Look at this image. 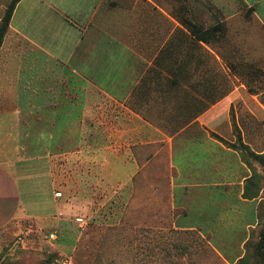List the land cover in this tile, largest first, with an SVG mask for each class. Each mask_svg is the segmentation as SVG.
I'll return each mask as SVG.
<instances>
[{
	"label": "crops",
	"instance_id": "1",
	"mask_svg": "<svg viewBox=\"0 0 264 264\" xmlns=\"http://www.w3.org/2000/svg\"><path fill=\"white\" fill-rule=\"evenodd\" d=\"M243 7L264 11V0H20L1 46L0 97H42L45 117L89 114L92 146L105 130L107 171L115 169L108 152L121 148L123 185L141 177V162L150 160L140 147L153 146L152 160L169 164L173 206L213 220L228 199L218 186L243 189L252 175L241 154L213 133L230 140L236 121L252 151L264 145L256 87L242 81L236 61L210 40L226 26L232 32L249 27ZM256 16L264 22L260 12ZM21 35L27 41L19 57ZM29 100L25 107H34ZM100 112L107 115L105 126L98 123ZM57 123L62 120H45L47 128ZM23 188L16 167L1 162L0 229L39 217L25 204ZM241 210L227 208L228 224H243L252 214Z\"/></svg>",
	"mask_w": 264,
	"mask_h": 264
},
{
	"label": "rangeland",
	"instance_id": "2",
	"mask_svg": "<svg viewBox=\"0 0 264 264\" xmlns=\"http://www.w3.org/2000/svg\"><path fill=\"white\" fill-rule=\"evenodd\" d=\"M11 1L0 0V23ZM257 12L264 21V11L243 7L241 18L251 25L234 32L226 26L220 36L211 32L210 40L212 47L220 46V54L236 61L234 70L256 87L264 106V22ZM26 41L19 36V57ZM17 98L0 97V161L16 167L23 200L39 217L17 218L0 229V264H264V145L259 153L252 151L236 121L231 141L222 142L241 154L252 175L243 189L218 186L228 199L215 208L217 218L209 220L190 207L173 206L171 170L168 163L152 160L153 146L140 147L150 160L141 162V177L136 174L123 185L121 148L108 152L115 169L107 171L105 130H98L99 144L92 146L89 114L49 115L62 124L47 128L45 99ZM26 100L34 107L26 108ZM106 120V113H98L100 125ZM243 198L253 201L246 204ZM231 205L242 207L243 216L249 209L252 214L243 224H228Z\"/></svg>",
	"mask_w": 264,
	"mask_h": 264
},
{
	"label": "trees",
	"instance_id": "3",
	"mask_svg": "<svg viewBox=\"0 0 264 264\" xmlns=\"http://www.w3.org/2000/svg\"><path fill=\"white\" fill-rule=\"evenodd\" d=\"M20 0H12L10 2V4L8 5L5 15L3 16L1 23H0V46L2 44L3 38L9 28V24H10V20L14 11V8L16 6V4L19 2ZM199 38H203L206 39V36L203 35H199ZM214 136H216L217 138L222 139L221 137H219L218 135H216L215 133H213ZM223 140V139H222ZM263 239H264V233H263Z\"/></svg>",
	"mask_w": 264,
	"mask_h": 264
},
{
	"label": "built area",
	"instance_id": "4",
	"mask_svg": "<svg viewBox=\"0 0 264 264\" xmlns=\"http://www.w3.org/2000/svg\"><path fill=\"white\" fill-rule=\"evenodd\" d=\"M53 238H55V234L53 233L52 235H51Z\"/></svg>",
	"mask_w": 264,
	"mask_h": 264
}]
</instances>
